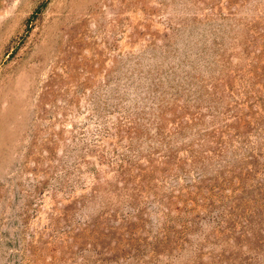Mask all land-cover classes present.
<instances>
[{"label": "rangeland", "instance_id": "obj_1", "mask_svg": "<svg viewBox=\"0 0 264 264\" xmlns=\"http://www.w3.org/2000/svg\"><path fill=\"white\" fill-rule=\"evenodd\" d=\"M0 264H264V0H0Z\"/></svg>", "mask_w": 264, "mask_h": 264}]
</instances>
